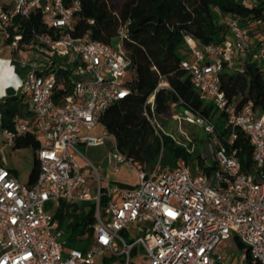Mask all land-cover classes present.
Returning a JSON list of instances; mask_svg holds the SVG:
<instances>
[{
  "label": "built area",
  "instance_id": "built-area-1",
  "mask_svg": "<svg viewBox=\"0 0 264 264\" xmlns=\"http://www.w3.org/2000/svg\"><path fill=\"white\" fill-rule=\"evenodd\" d=\"M10 2L11 10L0 7L5 40L10 39L6 28L14 16L28 19L40 13L44 30H32L30 43L62 61L36 67L17 60L23 77L15 91L24 100L29 97L28 115L16 116V131L4 130L3 135L11 144L18 135H35L39 173L32 185L20 183L0 163V264H94L97 257L106 264H217L223 257L216 247L234 237L243 246L242 262L264 264V114L251 102L238 107L220 88L225 66L238 64L237 58L252 49L264 63V22L258 25L256 45L250 43V34L257 22L235 16L224 18L225 38L218 44L202 45L186 35L187 58L181 63L200 99L225 115L230 129L227 145L234 143L236 129L249 139L252 173L243 171L236 151L220 142L209 119L186 108L178 120L208 136L216 162L212 177L194 172L184 160L178 161L175 171L160 172L158 161L150 172L136 169L138 187L128 189L100 177L77 149V144L96 147L110 140L111 168L117 171L118 164L128 161L108 131L89 133L105 110L129 94L128 54L120 45L70 35L81 9L77 0L69 5L67 0ZM126 34L125 26L119 29L120 38ZM22 41V33L16 34L6 46L17 52ZM58 68L68 72L67 94H57ZM149 100L153 108V98ZM78 156L94 169L93 176L83 173ZM89 178L94 179V193ZM60 200L93 204L95 225L88 250L66 248L58 222L46 211L47 204Z\"/></svg>",
  "mask_w": 264,
  "mask_h": 264
},
{
  "label": "trees",
  "instance_id": "trees-1",
  "mask_svg": "<svg viewBox=\"0 0 264 264\" xmlns=\"http://www.w3.org/2000/svg\"><path fill=\"white\" fill-rule=\"evenodd\" d=\"M71 1L67 0V5ZM77 1L81 9L75 14L74 29L70 35L112 46L120 45L131 59L129 94L105 110L99 123L115 137L118 149L136 169L150 172L159 161L160 172H173L179 167L178 161L184 160L194 172L212 177L216 170L215 160L207 164L200 153L188 152L157 127V121L169 116L173 107H177L182 111L190 109L209 119L215 126L220 142L227 149L236 151L243 171L252 173L253 148L249 139L242 130L236 129L234 143L231 147L227 145L230 129L225 115L211 102L200 99L181 63L187 58L184 36H191L202 45L218 44L225 38V30L217 22L215 10L223 16L257 22L258 26L264 22V0L250 4L237 0ZM124 26L127 34L120 38L119 29ZM32 30H44L40 13L32 14L28 19L14 16L6 28L10 39L16 34L23 35L17 51L26 46H37L30 43ZM10 39H6L5 44ZM0 72H3V77L9 78L11 75L4 64L0 65ZM55 73L57 94L69 93L71 81L68 72L58 68ZM220 88L227 100L235 101L238 107L251 102L255 110L264 114V69L259 64L245 62L232 67L226 65L221 73ZM151 97L153 108L149 100ZM27 115L24 98L17 95L6 97L0 103V128L3 131H16L14 118ZM12 145L17 149L30 147L35 153L38 149L33 133L16 136ZM38 173L35 155L29 185L35 182ZM94 225V208L91 207L82 221L72 227L67 241H76L86 234L87 239H91ZM240 248L243 249L241 243ZM105 262L104 259L102 264Z\"/></svg>",
  "mask_w": 264,
  "mask_h": 264
},
{
  "label": "rangeland",
  "instance_id": "rangeland-1",
  "mask_svg": "<svg viewBox=\"0 0 264 264\" xmlns=\"http://www.w3.org/2000/svg\"><path fill=\"white\" fill-rule=\"evenodd\" d=\"M243 3H247L249 0H238ZM256 1V0H255ZM260 26V25H259ZM5 36L3 31H0V48L5 44ZM3 56H6L4 54ZM18 62H28L33 66L46 67L52 61L60 63L62 59L56 57L52 53H43L37 46H26L24 49L18 51ZM2 64V63H1ZM0 64V65H1ZM259 65L264 69V63L260 62ZM28 99L24 100L25 104H28ZM182 110L173 107L169 116L162 117L161 120L157 121V127L167 136H170L177 144L182 145L185 149L193 154L196 152L200 153L201 158L205 160L208 164L214 160L212 152L208 148L209 138H206V133L203 129L186 123L184 121H179L178 116L181 114ZM104 131V127L101 123H98L96 128L93 131H90V134L97 135L101 134ZM4 146L0 153L2 156L6 157L9 164L16 168L18 171H26L29 167L30 161L33 157V149L21 148L17 149L14 146L10 145L7 140L4 138L3 130L0 128V148ZM77 149L80 153L95 167L100 177L105 178L111 182H117L121 187L128 189H136L138 187V176L136 168L129 161L118 164V170L114 171L108 162V155L113 151V145L110 140H106L103 145L96 147H88L84 144H77ZM76 161L82 166V162L79 157L76 158ZM84 172L93 176L94 169L90 165H86ZM169 172H172L169 170ZM20 183L26 184V181L23 179H18ZM94 179L90 178V182H93ZM93 193V192H92ZM47 209V207H46ZM87 210V209H86ZM85 236V237H84ZM82 237L77 238L76 241H67V249H79L81 251H86L92 243L91 239H87V234ZM240 252V251H239ZM141 254L143 251L141 250ZM241 253L236 254L237 258H240ZM95 264H101V258H95Z\"/></svg>",
  "mask_w": 264,
  "mask_h": 264
},
{
  "label": "crops",
  "instance_id": "crops-1",
  "mask_svg": "<svg viewBox=\"0 0 264 264\" xmlns=\"http://www.w3.org/2000/svg\"><path fill=\"white\" fill-rule=\"evenodd\" d=\"M253 2H256V1L249 0L247 3L245 2L244 4H250ZM0 7L6 11L11 10L10 0H5L3 2H0ZM215 14H216L217 22L223 27V31H224L225 28L223 26V21L226 16H223L222 14H220V12L216 10H215ZM0 31H3V30H0ZM259 40H260V31L258 29V26L256 24L255 26L252 25L251 34H250V43L252 45L254 44L256 45L259 42ZM4 54H6V56H3ZM17 60H18V51L17 52L11 51L6 46V44H4L2 48H0V64L2 63L4 65H7L9 72L11 74L9 78H7V77H3L4 75L3 72H0V103L3 102L4 99L7 97L5 94L6 89L9 87H13L15 89L23 77V73L19 70V65H18ZM236 62L238 64H244L245 62L257 63V64L260 63L257 60L255 49H252L251 53L247 56L238 57ZM26 107H27V104H25V110H26ZM9 144L12 145L11 143ZM3 147L4 146H1L0 150ZM34 156H35V152L33 150L32 161H30L28 169L22 172L18 171L16 168L10 165L7 158L2 156L1 153H0V163L3 164L5 167H7L13 173L15 178H17V180L21 178L26 181V184H28L29 174L33 166ZM78 157L80 161L82 162V166L80 167L82 168L83 173L86 174L84 172V169L87 165L86 161L82 157L80 156ZM112 183L118 184L117 182H112ZM88 185L91 189V192L94 193L95 183L94 181L90 182V178L88 179ZM91 207H93V204L91 202H79V201L68 202L65 200H60L57 204H47L46 211L50 215H52V217L58 222L59 227L61 231L63 232V237L65 240H67L68 236L71 234L72 227L82 221L86 212ZM242 251L243 249L240 248V241L235 237L221 242L216 247L215 252L221 254L223 259L217 264H251L249 263V261L242 262L240 258L239 259L237 258L236 254L238 253L242 254ZM101 264H102V260H101Z\"/></svg>",
  "mask_w": 264,
  "mask_h": 264
},
{
  "label": "water",
  "instance_id": "water-1",
  "mask_svg": "<svg viewBox=\"0 0 264 264\" xmlns=\"http://www.w3.org/2000/svg\"><path fill=\"white\" fill-rule=\"evenodd\" d=\"M5 94L7 97H13L16 95V91L13 87H9L6 89Z\"/></svg>",
  "mask_w": 264,
  "mask_h": 264
}]
</instances>
